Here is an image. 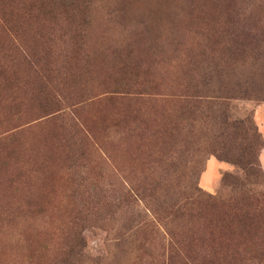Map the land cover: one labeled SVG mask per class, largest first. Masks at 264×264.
Here are the masks:
<instances>
[{"label": "rangeland", "instance_id": "obj_1", "mask_svg": "<svg viewBox=\"0 0 264 264\" xmlns=\"http://www.w3.org/2000/svg\"><path fill=\"white\" fill-rule=\"evenodd\" d=\"M0 57V264H264V0H0Z\"/></svg>", "mask_w": 264, "mask_h": 264}, {"label": "trees", "instance_id": "obj_2", "mask_svg": "<svg viewBox=\"0 0 264 264\" xmlns=\"http://www.w3.org/2000/svg\"><path fill=\"white\" fill-rule=\"evenodd\" d=\"M73 0H71L72 2ZM2 20L8 25L12 23L11 19L13 15L11 13L4 12L3 15L1 13ZM9 17V18H6ZM6 18V19H5ZM3 21V22H4ZM4 23V24H5ZM43 54L35 52L34 54L27 51L23 56V64H26L27 67L31 70L32 80L40 81L42 84L41 91L44 92L47 90V83L49 82L47 78L46 69L51 68L48 61L43 58ZM6 56L3 54L2 59ZM1 57H0V92L5 88L6 85L14 84L16 78V74H14V70L8 69L7 66H2ZM14 72V73H13ZM48 81V82H47ZM233 131V137L240 141V137L242 139H246L247 146L236 145L235 147H224L218 151H220V160L225 161L226 163L235 166L236 168L241 169L244 173L249 174V172L253 169H259V151L264 149V142L261 139V136L257 133V129L253 124L252 120L248 119H240L233 120V124L230 125ZM236 149V151H234ZM258 152V153H257ZM231 176L225 175L223 180H229ZM249 181V180H248ZM81 241L79 242V244Z\"/></svg>", "mask_w": 264, "mask_h": 264}, {"label": "crops", "instance_id": "obj_3", "mask_svg": "<svg viewBox=\"0 0 264 264\" xmlns=\"http://www.w3.org/2000/svg\"><path fill=\"white\" fill-rule=\"evenodd\" d=\"M264 154V153H263Z\"/></svg>", "mask_w": 264, "mask_h": 264}]
</instances>
